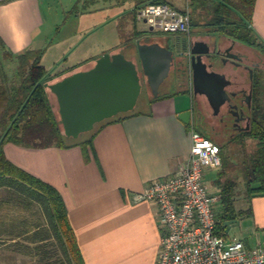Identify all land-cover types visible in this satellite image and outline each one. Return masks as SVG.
<instances>
[{
  "label": "crops",
  "instance_id": "obj_1",
  "mask_svg": "<svg viewBox=\"0 0 264 264\" xmlns=\"http://www.w3.org/2000/svg\"><path fill=\"white\" fill-rule=\"evenodd\" d=\"M52 2L6 0L0 3V39L15 55L27 50H41L42 65L55 76L48 83L90 69L107 53L125 54L126 50L132 51L134 47L136 52L132 55L138 58L136 42L143 44L145 39V33L138 28L140 22L137 21L135 28L141 36L133 34V27L131 37L127 35L120 39L121 43L108 49L104 43L89 40L87 33L95 24L91 28L80 27L86 24L85 19L88 22L89 16L95 17L102 8L90 10L86 6L88 2L82 0L84 9L74 14L71 11L80 3L57 0L59 9L56 11L52 9ZM255 4L250 25L264 48V0H255ZM132 10L133 6L115 15L116 23L121 26L120 33L124 28L127 30V18L131 17ZM103 23L106 21L102 20L100 24ZM199 30L194 35L191 31V36L205 40L218 38L216 33L207 29ZM219 41L225 44L234 42L258 70L264 71V53L261 50L223 36ZM126 57L134 61L133 57ZM216 68L212 72L224 75L228 80L232 72L230 64ZM172 70L173 67L160 86L169 89L168 94L160 95L159 88L155 97L150 90L152 97L144 98V108L121 114L120 118L105 124L88 147L33 149L8 144L4 148L7 159L60 193L85 264H155L157 261L161 230L155 215L156 207L137 200L136 195L143 192L152 180L170 178L188 158L192 146L190 134L196 126L194 119L198 112L195 104L202 98L196 97L193 87L192 91L189 86L180 88V83L171 78ZM188 71L191 73L189 67ZM144 79L149 88L146 77ZM168 79L170 82L164 86ZM189 110L190 123L185 124L179 116ZM236 197L234 206L241 213L237 219L226 221L232 222L230 228L224 223V237L240 240L247 248L264 243V197L250 198L243 192ZM218 203L221 204L220 201ZM221 209L223 211L222 204ZM9 213L7 220H3L2 216L6 215L0 212V247L14 255V259H26L28 264L43 262V255L13 251L10 246L20 242L32 248L53 242L28 238L37 230V224L41 229L47 227L44 218L41 216V220L36 221L40 215L31 209L10 208ZM12 227L27 232L24 238L14 237L12 240L9 236L8 240H1L6 236H2V230ZM231 230L235 235L229 238Z\"/></svg>",
  "mask_w": 264,
  "mask_h": 264
},
{
  "label": "trees",
  "instance_id": "obj_2",
  "mask_svg": "<svg viewBox=\"0 0 264 264\" xmlns=\"http://www.w3.org/2000/svg\"><path fill=\"white\" fill-rule=\"evenodd\" d=\"M134 10L130 12L134 22L133 34L138 37L137 11L146 5L168 4L178 11H188L191 28L200 27L212 33L238 41L244 45L255 47L264 53L259 38L252 29L251 16L255 0H190L187 8L179 9L168 0H136ZM41 50H27L15 55L9 51L0 39V212L7 220L10 208L32 210L43 217L47 227L39 228L28 238L38 241L53 240L46 245L28 247L15 242L10 246L13 251L43 255V262L36 264H85L70 226L67 209L60 193L52 185L29 174L7 159L4 148L8 144L24 148H68L75 145L88 147L100 129L107 123L120 118H112L100 123L84 139H69L64 136L60 122L53 110L46 82L53 80L48 70L42 65ZM7 65H14L9 69ZM12 70V71H11ZM252 122L247 133L234 138L228 144L220 147L221 166L218 168L214 184L218 186L223 212L216 215L215 231L225 236L226 221L237 219L234 205L239 193L248 197H264V71L257 70L253 85ZM194 128L203 137L199 127ZM84 135V136H85ZM247 139L256 142L255 149L237 162H232L228 156H222L225 146H245ZM242 184L243 191L238 190ZM42 216V217H41ZM5 222V221H4ZM2 236L24 238L23 230H2ZM48 260V261H47Z\"/></svg>",
  "mask_w": 264,
  "mask_h": 264
},
{
  "label": "built area",
  "instance_id": "obj_3",
  "mask_svg": "<svg viewBox=\"0 0 264 264\" xmlns=\"http://www.w3.org/2000/svg\"><path fill=\"white\" fill-rule=\"evenodd\" d=\"M137 21L150 33L191 35L189 12L168 4L142 7ZM188 81L192 91L191 73ZM190 136V155L170 178L152 180L136 195L156 207L161 240L155 264H264V243L247 248L215 232L220 194L207 187L205 174L221 166L220 147L195 128Z\"/></svg>",
  "mask_w": 264,
  "mask_h": 264
},
{
  "label": "water",
  "instance_id": "obj_4",
  "mask_svg": "<svg viewBox=\"0 0 264 264\" xmlns=\"http://www.w3.org/2000/svg\"><path fill=\"white\" fill-rule=\"evenodd\" d=\"M199 45L206 46L204 43ZM136 46L142 73L156 97L161 84L170 74L174 53L158 43L141 44L137 41ZM207 54L205 48H192L188 67L192 73L194 94L214 95L215 102H210L217 111L230 99L225 90L229 82L224 75L209 71L203 61V56ZM44 86L56 97L64 136L77 140L92 132L100 123L134 111L143 82L136 62L123 53H107L97 59L90 69L75 72L54 83L46 82ZM179 118L189 124L191 111L180 114ZM231 224L225 222L228 228Z\"/></svg>",
  "mask_w": 264,
  "mask_h": 264
},
{
  "label": "flooded vegetation",
  "instance_id": "obj_5",
  "mask_svg": "<svg viewBox=\"0 0 264 264\" xmlns=\"http://www.w3.org/2000/svg\"><path fill=\"white\" fill-rule=\"evenodd\" d=\"M156 41L149 44H161L164 48L173 51V74H176L173 78L174 81H178L181 85L184 80H189L188 70L190 51L192 48L208 50V54L203 56V61L206 63L210 71L217 70L218 65L230 64L232 72L228 79V85L226 91L229 94V98L220 108L215 111L212 103L215 101L214 95L210 97L206 94H197L196 97H202L205 99V103L211 110L213 119L216 120V125L210 123L207 120L205 114L202 111L196 112L195 121L208 125L212 138L218 140L231 142L234 138L244 135L250 129L252 122V108L254 99V77L258 70L255 64L250 62L247 58V54L242 53L236 48V44H225L219 41V38L210 37L206 40L203 38L197 39L177 34L174 38H159L157 36ZM234 41V40H233ZM143 44H148L142 42ZM204 43L206 46L199 45ZM247 46V45H246ZM229 57V58H228ZM233 59V60H232ZM142 77V82L145 84V76L142 73L141 64L139 58H135ZM212 66V67H211ZM239 78L242 80L239 81Z\"/></svg>",
  "mask_w": 264,
  "mask_h": 264
},
{
  "label": "rangeland",
  "instance_id": "obj_6",
  "mask_svg": "<svg viewBox=\"0 0 264 264\" xmlns=\"http://www.w3.org/2000/svg\"><path fill=\"white\" fill-rule=\"evenodd\" d=\"M69 1L70 0H63V2H66V3H69ZM71 1H73L74 4L80 3L71 12L74 14L82 12V10L84 9V7L82 6V3H81L82 0H71ZM85 1L88 2V3H86L87 4L86 6H89L90 10H97V9L102 8L101 10H98L96 12L95 17L89 16L90 20L88 22H86V19H85V23H86L85 25L84 24L80 25V27H83V26L88 27L89 26V28H91L93 24L96 25L94 28H92L90 30V33L89 32L87 33V35H90L89 40L93 41V43L94 42L104 43L105 47H107L108 49H111L115 45L121 43L120 39H124V37L126 38L127 35H129L131 37L132 32H133V25H132V22L130 20L131 17L129 16L127 18V20L129 21L127 30H125V28L123 27L124 29L122 30V33H120L121 32V30H120L121 26H118V23H116L115 15L117 13H119V11L130 10L131 6L134 7L137 4L136 0H94V2H90L91 0H85ZM168 1L179 9H185V8H187V5H188L190 0H168ZM56 2H57V0H53L52 9L57 11V9H59V8H58ZM116 3H118V4H116ZM84 17L85 16H83V18ZM102 20L106 21V23L100 24L102 22ZM75 27H76V23L74 25V29H75ZM138 28H139V30H141L145 33V37H144L145 39L143 41L145 43H150V42L158 40L157 36L159 38H163V39H166V37L167 38H174L175 36H177V34H166V33H160V32H153L150 35V32L148 31L147 25H145L143 22H140L138 24ZM199 29H200V27H194L193 30L191 28L192 35L199 33V31H200ZM147 33L149 35H147ZM215 36H217L218 38L222 37V36L217 35V34ZM132 52H133V54H135V52H136L134 47L132 48V51L126 50L125 55H127L128 57H133L135 59L136 56L134 57L132 55ZM7 66L9 69L14 68L13 67L14 65L13 66L7 65ZM186 72L189 73L188 70ZM175 75L176 74H172L171 78H173ZM169 79L164 83V86H166L167 83L170 82ZM190 85H191L190 81L184 80V82L179 86H180V88H184L185 86H190ZM168 92H170V90L167 88L165 89L163 86L160 88V91H159L160 95L168 94ZM49 97H50V101H51L53 110L56 114V117L58 118V120L60 122L61 118H59V114H58V106L59 105L57 103L56 97L52 93L49 94ZM146 97L151 98L152 94H151V91L148 88V86L143 83V89H142L141 95L139 97L137 106L135 108L136 110H141L142 108L145 107L144 102H142V101ZM198 98H201V97H198ZM204 100L205 99H203V98L197 99V102L195 104V109L197 111L201 110L202 113L205 114V116L207 117L208 122L215 124L216 120L213 119L211 110L208 107V105L205 103ZM60 125H61V122H60ZM196 125L199 127L200 131L203 134L207 135L209 137V139L212 140L219 147H222V146L228 144L227 141H224V140L222 141V139L218 140L216 138H212V136L210 134L211 132H210L207 124L203 125L202 123L197 121ZM87 136L88 135H85V136L82 135L79 138V140L84 139ZM255 146H256V142L252 139H247L244 147H241L240 145H237V144L236 145H229V146L227 145V146H225V150L222 151L223 152L222 156H228V158L230 157L232 159V162H237L243 158L244 154L249 156L253 152V150L255 149ZM219 170L218 169L211 170V171L208 170V172H206L205 182H206L207 187L210 190H213V191L218 190V188H217L218 186H216L214 184V181L217 178V173L219 172ZM243 186L244 185L240 184L238 187V190L243 191L244 190ZM222 212L223 211L221 209V204L217 203L216 204V213L218 215H220ZM234 235H235L234 231L231 230L228 237L232 238ZM8 239H9V237H7V236H5L4 238H1V240H8ZM14 258H15L14 255H12L10 252L4 251V249L0 247V260L2 261L1 262L2 264H28L26 259L21 258V259L17 260Z\"/></svg>",
  "mask_w": 264,
  "mask_h": 264
}]
</instances>
